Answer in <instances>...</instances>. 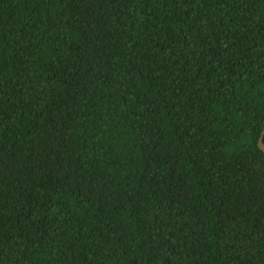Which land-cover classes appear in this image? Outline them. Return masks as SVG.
I'll use <instances>...</instances> for the list:
<instances>
[{"label":"trees","instance_id":"1","mask_svg":"<svg viewBox=\"0 0 264 264\" xmlns=\"http://www.w3.org/2000/svg\"><path fill=\"white\" fill-rule=\"evenodd\" d=\"M263 127L264 0H0V264H264Z\"/></svg>","mask_w":264,"mask_h":264},{"label":"water","instance_id":"2","mask_svg":"<svg viewBox=\"0 0 264 264\" xmlns=\"http://www.w3.org/2000/svg\"><path fill=\"white\" fill-rule=\"evenodd\" d=\"M263 139H264V127L260 132L258 142H257L259 149L264 153V140Z\"/></svg>","mask_w":264,"mask_h":264}]
</instances>
